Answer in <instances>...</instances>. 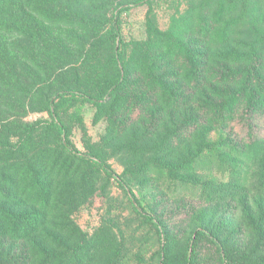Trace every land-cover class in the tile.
Returning <instances> with one entry per match:
<instances>
[{
	"label": "trees",
	"instance_id": "trees-1",
	"mask_svg": "<svg viewBox=\"0 0 264 264\" xmlns=\"http://www.w3.org/2000/svg\"><path fill=\"white\" fill-rule=\"evenodd\" d=\"M113 1L0 0V264H125L124 242L110 227L87 235L70 217L104 193L97 181L115 176L112 156L123 166L118 184L157 245L146 264H207L197 258L203 241L215 248L218 264H264V135H252L258 115L264 118V29L236 36L224 20L227 0H218L220 9L202 15L197 29L176 19L129 48L119 17L126 8L112 11ZM209 16L216 25L203 23ZM76 38L77 53L69 47ZM59 68L81 69L98 87L82 89L77 77L44 99L49 123L20 121L8 130L21 103L37 95L27 80ZM74 97L96 108V121L106 118L104 148L84 153L69 142L56 99ZM238 115L248 141L229 130ZM213 166L227 180L209 178ZM136 182L149 188V200L137 198ZM165 182L198 191L203 207L192 203L189 211H206L178 261L169 259L179 243L174 222L160 213L169 198L160 190ZM226 206L221 218L208 219L209 209ZM235 218L248 237L242 244L233 237ZM131 255L143 259L140 250Z\"/></svg>",
	"mask_w": 264,
	"mask_h": 264
},
{
	"label": "rangeland",
	"instance_id": "rangeland-1",
	"mask_svg": "<svg viewBox=\"0 0 264 264\" xmlns=\"http://www.w3.org/2000/svg\"><path fill=\"white\" fill-rule=\"evenodd\" d=\"M135 1L137 0H114V6H112V11L123 6L126 8L120 12L119 17L121 22V38L129 48L132 42L147 39L151 29L157 28L159 30H165L176 19L182 20V25L184 26L197 29L199 26H202V23H198L202 19V15L210 14L220 9L219 5L217 6L218 0H145L139 3ZM228 1H233V3L229 4L227 3ZM227 2H225V13L228 16L224 20L230 19L229 28L236 36L241 37V39L246 38L249 36L247 33L252 27L264 29V0H227ZM203 23L216 25V19L213 16H209ZM78 45V38L69 43V47L76 53ZM67 60L69 58L66 57L61 63ZM100 61L102 64L107 63L105 55L101 56ZM61 63L58 67H60ZM63 69H57L48 77L42 74V78L39 77L38 80L32 78L27 80V82L29 81V86L37 89V95L31 99L26 97L19 106V111H16L17 113L20 112V114L17 115L16 113L14 118L13 116L9 117V119L13 118L11 121H16L10 122L7 125L8 130L14 132L15 130L11 129H15V126L21 123L20 121L43 123L44 125L49 123L51 120L49 113L41 105L44 99L47 96L52 97L53 90L60 89L63 87L62 85H73V83H76L77 77L81 80V82H77V85H80L82 89L94 91V88L98 87L96 83L92 82L88 74L80 71L81 69L79 73H75L74 71L64 72ZM23 103L26 106L25 108L22 106ZM56 111L61 122L66 127L67 138L74 148L87 153L92 148L100 149L107 145L106 139L102 137L107 130L108 123L106 118L102 117L96 121V108L85 102L81 97L66 98L63 100H60V98L56 99ZM5 112H7L6 109L3 110V114ZM4 115L6 117L9 114L7 112ZM255 123L256 130H253L252 135H264V118L258 115ZM4 129L6 130V127ZM229 130H231L232 135L237 141H248L250 132L240 122L239 115L231 121ZM216 137L217 134L213 132L211 139H216ZM47 141H51V139L46 140V142L44 141L50 144ZM107 163L115 173V176L103 177L105 175L101 174L102 177L98 179L97 185L100 187L105 183L104 193H101L99 189L93 198L74 209L70 217L76 224L77 229L87 235H91L101 225L110 227L111 232L124 242L127 259H130L129 261L126 259L125 264H146L152 258H156L153 255V249L157 245L151 239L152 230L150 231L149 226L141 223L140 216L134 211L126 194L117 182L118 176L123 171L122 164L113 156L108 158ZM210 173L208 175L209 178L227 180V177L221 173L218 166H213ZM164 184L168 188L167 191L165 190ZM164 184L160 186V190H164L169 198L166 197V201L160 202V213L161 215L165 214V216L174 222V231L179 243L172 245L169 259L178 261L181 259L180 253L189 237L191 227L197 223L204 224L203 217L206 211L203 209H199L195 213L189 211V204L192 203L198 204V208L203 207V201H198V191L175 184L174 187L173 185L169 187L167 182ZM132 188L138 199H144V201L149 200V188H146V190L145 187L139 185V182L134 183ZM224 209L226 211L229 210L227 206L220 208V212L214 208L209 209L207 211L208 219L210 217L214 220L221 218ZM239 214L237 213V218H239ZM207 223H210V221ZM238 223L239 220L235 218L233 222V230L235 231L233 237H237L242 244V238L247 239L248 237L247 235L243 237L246 231H239L236 226ZM222 230L223 228H221ZM221 233L223 236L225 232ZM139 243L141 244L139 245ZM197 248V258L200 262L218 264V255L210 242L203 241L199 244L197 243ZM139 250L142 253L143 259H133L131 253ZM129 252L131 253L129 254Z\"/></svg>",
	"mask_w": 264,
	"mask_h": 264
}]
</instances>
